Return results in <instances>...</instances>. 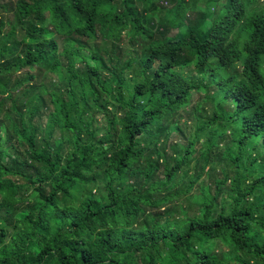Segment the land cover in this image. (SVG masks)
<instances>
[{
  "label": "trees",
  "instance_id": "obj_1",
  "mask_svg": "<svg viewBox=\"0 0 264 264\" xmlns=\"http://www.w3.org/2000/svg\"><path fill=\"white\" fill-rule=\"evenodd\" d=\"M258 1L3 6L0 264H264Z\"/></svg>",
  "mask_w": 264,
  "mask_h": 264
},
{
  "label": "rangeland",
  "instance_id": "obj_2",
  "mask_svg": "<svg viewBox=\"0 0 264 264\" xmlns=\"http://www.w3.org/2000/svg\"><path fill=\"white\" fill-rule=\"evenodd\" d=\"M17 1L18 0H0V18L6 19V18L10 17L9 11H7L6 9H4L3 6L4 5L5 6L6 5H9V7H11V5H13L14 3H16ZM5 8H7V7H5ZM262 8H264V0H259L256 5H254V6H252L250 8V10L253 11L254 9L258 10V9H262ZM198 99H199V96L198 95H195V97L193 99V102H192V105H194L197 102ZM190 108H192V106ZM176 139H177V137H176V135H174L171 138L170 143H172ZM168 151H169V153H172L173 152L171 148H169ZM212 165H214V166H210V167L207 168L208 173H205V176H206L205 177V180H209V179H213V178L219 177V175H220V169L225 166V164L223 165V163H216V162H215V164H212Z\"/></svg>",
  "mask_w": 264,
  "mask_h": 264
}]
</instances>
